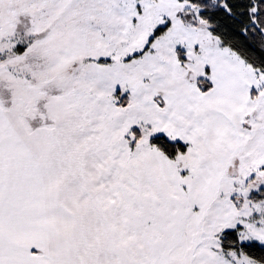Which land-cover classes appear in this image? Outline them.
Segmentation results:
<instances>
[{"label": "rangeland", "instance_id": "rangeland-1", "mask_svg": "<svg viewBox=\"0 0 264 264\" xmlns=\"http://www.w3.org/2000/svg\"><path fill=\"white\" fill-rule=\"evenodd\" d=\"M201 12L185 0H0V107L36 129L71 121L100 177L107 264H256L222 251L237 229L264 247V76ZM154 138L187 153L171 160Z\"/></svg>", "mask_w": 264, "mask_h": 264}, {"label": "crops", "instance_id": "crops-1", "mask_svg": "<svg viewBox=\"0 0 264 264\" xmlns=\"http://www.w3.org/2000/svg\"><path fill=\"white\" fill-rule=\"evenodd\" d=\"M100 189L71 121L29 131L0 107L1 264H107Z\"/></svg>", "mask_w": 264, "mask_h": 264}, {"label": "trees", "instance_id": "trees-1", "mask_svg": "<svg viewBox=\"0 0 264 264\" xmlns=\"http://www.w3.org/2000/svg\"><path fill=\"white\" fill-rule=\"evenodd\" d=\"M187 3L199 7V18L208 26L211 35L218 40L224 49L239 56L243 62L257 73L264 76V0H185ZM169 30V25L154 32L149 45L162 37ZM148 51V50H147ZM141 55L131 60L140 59ZM198 88L201 93H208L212 85L200 81ZM121 94L116 95L120 99ZM127 98L121 99L118 106L127 107ZM26 125V123H25ZM27 126V125H26ZM34 131L36 127H28ZM135 142L142 138L140 131L133 130ZM150 145L171 160L187 153V147L174 144L165 138H154ZM240 229L225 232L220 236V245L225 253L233 252L256 264H264V247L257 243L242 244Z\"/></svg>", "mask_w": 264, "mask_h": 264}]
</instances>
